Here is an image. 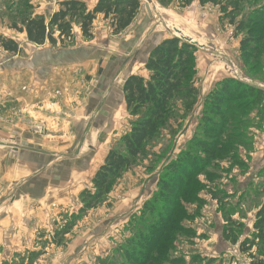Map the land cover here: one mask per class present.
I'll list each match as a JSON object with an SVG mask.
<instances>
[{
  "label": "rangeland",
  "instance_id": "rangeland-1",
  "mask_svg": "<svg viewBox=\"0 0 264 264\" xmlns=\"http://www.w3.org/2000/svg\"><path fill=\"white\" fill-rule=\"evenodd\" d=\"M35 1L31 0V15H43L46 21L59 9L60 2L39 10ZM140 1L141 11L129 28L116 36L110 28L111 19L99 15L97 18L102 20L96 18L90 27L91 39H84L79 25L73 24L72 39L36 47L27 42L25 33L10 29L13 22L19 24L23 18L27 3L0 0V34L14 40L21 50L20 54L10 55L0 47L8 57L0 55V264H19L21 258L23 264H133L143 242L153 245V238L145 241L144 237L152 235L154 223L155 237L159 238L161 225L169 230L163 231L164 238L154 248L149 263H252L250 252L239 246L257 233L256 215L264 208V102L249 110L239 106L242 100L229 102L224 105V117L210 116L223 122L219 124L221 128L215 126L216 140L226 145L220 156L211 159L204 151L215 140L210 137L212 132L205 130L209 116L205 103L210 94L220 90L218 85L224 80L264 92V41L245 50L247 31L238 29L242 19L264 16V0H221L216 7L200 6L196 0L187 8L177 7V3L163 7L156 0ZM86 6L88 10L92 8ZM168 38H178L195 47L192 86L170 102L160 133L144 144L143 152L114 181L106 198L64 235L61 245H55V232L83 206L81 192L93 193L95 172L107 153L116 149L121 137L129 132L133 118L126 111L123 82L132 75L147 77L144 64L149 50ZM73 48L79 49L80 58L73 92L82 100L76 103L83 107L89 94L100 95L99 105L90 110V117L82 115L85 129L76 139L69 126L65 133L52 131L68 119L75 121L67 118L64 111L68 106L64 110L62 104L68 90L53 87L50 99L33 107L35 98L29 96L28 90L30 76L14 73L15 68L7 75L5 70V59L16 57L22 61L36 51L58 53ZM84 60L89 62V70L81 65ZM64 83H69L66 77ZM15 98L27 102L14 101ZM44 106L47 107L43 109ZM21 127L41 141H45L42 137L60 135L74 144L61 153H20L17 144ZM30 154L33 163H25L23 168L19 161ZM81 157L88 166L86 174L74 167L68 169L69 162ZM179 164L180 172L192 167L189 174L194 172V178L190 187L183 188L181 197L166 200L159 184L169 180L168 174L173 175L171 166ZM69 180L73 182L69 184ZM169 202L175 217L166 224L163 218L169 216ZM148 205H154L153 213L148 212ZM234 238L236 243L232 244L230 239ZM35 253L39 255L32 259L30 255ZM253 256L264 262V255L258 258L256 248Z\"/></svg>",
  "mask_w": 264,
  "mask_h": 264
},
{
  "label": "trees",
  "instance_id": "trees-1",
  "mask_svg": "<svg viewBox=\"0 0 264 264\" xmlns=\"http://www.w3.org/2000/svg\"><path fill=\"white\" fill-rule=\"evenodd\" d=\"M21 1L27 3L25 4L26 11L22 13L23 18L20 19L19 24L13 22L10 29L20 34L25 33L27 42L37 46H43L45 42L55 46L58 40L62 42L63 38L72 39L73 24L79 25L84 39H91L90 27L99 15H103L105 20L111 19L110 28L113 30V35L116 36L129 28L141 7L140 0H98L96 5L88 10L86 4L82 1L66 0L59 3L57 12L53 13L51 18L46 21L43 15H31L33 8L31 0ZM156 1L163 7L177 3V7L187 8L196 0ZM197 2L200 6L210 4L216 7L221 5V0H197ZM238 29L239 31H247V39L243 42L244 49L249 50L252 45L256 47L264 41V16L252 15L247 19L244 18L238 22ZM55 34H57V38L54 37ZM0 47L10 55L21 53L19 45L14 40L1 34ZM195 51L193 45L178 38L163 39L161 43L149 51L148 59L144 64L147 77L132 75L125 79L122 85L123 100L126 104L128 116L133 118L129 122V132L121 137L116 149H112L107 153L103 160L104 163L95 172L92 179L93 193L87 190L81 192L80 198L83 206L77 215L72 214L68 217L64 227L55 232L53 237L55 245H61L64 241V235L69 234L89 210L96 208L106 198L114 181L132 164V160L143 152L144 144L156 138L160 133V129L167 121L170 102L182 93L187 92L192 86L193 77L196 73ZM232 85H236V87L234 88ZM218 86L220 90L215 94H210L205 103L206 112L209 114L205 130L211 131L210 137L215 139L214 143L204 147V151L210 159L220 156L226 147L223 143H217L216 140L217 131H215V126L223 125V122L221 120L216 122L210 116H223L226 112L224 105L229 102L237 101L239 103L242 100L239 106H244L245 110L254 109L255 106L264 102V92L245 86L242 83L224 80ZM246 113L248 114L247 111ZM184 160H187V158H184ZM184 160L182 163H186ZM180 166L181 164L178 166L172 165L170 169L173 175L168 174L169 180L161 181L159 184L162 196L167 197L166 200L172 197H181L183 188L188 185L190 187V182L194 178V172L189 174L192 167L180 172ZM183 173L186 174V177L182 175ZM174 175L176 177L173 178ZM183 177H185L184 181H182ZM172 206L169 202L168 212L171 217L166 216L163 218L166 224L175 217ZM147 207L148 212L151 213L154 205H148ZM256 216L258 221L254 225V229L257 233L253 234L252 240H244L239 247L242 251L250 252L251 264H264L262 259L257 260L253 256V248H256L258 258L264 255V208L259 210ZM142 225L144 224L141 223ZM161 226V231L158 233L159 238L154 235V231L157 229L156 224L154 223L151 226L152 235L150 234V237H144V239L148 241L153 238V245H151L152 242H149V246L151 245V248H149L143 242L139 256L134 257L136 261L133 264H152L149 263L151 253L164 238L163 231L167 232L169 230H167L166 225ZM166 238L167 241L170 239L169 237ZM230 241L232 244L236 243L235 238L230 239ZM255 241H257L256 244ZM246 244L248 246L245 249L243 246ZM160 250L165 251L164 247H161ZM37 255L39 254L35 253L30 256L34 259ZM21 259L19 264L24 263L23 258ZM2 264L9 263L5 261Z\"/></svg>",
  "mask_w": 264,
  "mask_h": 264
},
{
  "label": "crops",
  "instance_id": "crops-1",
  "mask_svg": "<svg viewBox=\"0 0 264 264\" xmlns=\"http://www.w3.org/2000/svg\"><path fill=\"white\" fill-rule=\"evenodd\" d=\"M62 1H66V0H36L35 2L37 3V5L41 7L39 8V10L40 9L42 10L44 5H52V4L54 5ZM79 1H82L89 7H93L97 3L98 0H79ZM100 20H102L101 17H98L97 21H100ZM19 41H21L22 44L26 43L22 39ZM36 47H39V46H36ZM78 52H79V49L76 50V48H73L72 50L71 49L61 50L58 53L45 50V51H36V53H34L33 55L30 54L26 58L27 62L26 60L20 61V59H16V57H14V59L12 60L5 59V63H8L5 69V70H8L7 75L11 74V70L15 68L14 73H20L24 76L28 75V77L30 76L28 78V81L31 78L30 85H28V90H29V96L31 95L32 97L35 98V101H32L33 107H36V105H43L42 103H45L47 100H49L50 99L49 96H51L54 91V89L52 90L53 87L54 88L60 87L65 91L67 90L69 91L68 95H63V99L65 100V102L62 104H63L64 110H65V106H68V110L64 111L67 118H74L75 121H70V119H68L65 122H63L64 125L61 123L62 126L60 128L58 129L52 128V131H54V133L56 134H61L63 132L65 133L68 131L67 126H69L71 128V133L73 134L75 139L76 137L79 136L80 133L84 132V129H85L84 128L85 123L83 121L82 115L86 114L87 116L90 117L89 112L90 110H92V108L94 107L97 108V105H99V103L97 102L99 98L97 96H100V95H97V93L89 94V96L85 98L82 102L83 107H79L78 103H76L77 101L80 102L82 100V98H78L74 96L75 93L73 92L74 77L75 76L77 77L75 70L77 69L76 67L80 65V58L78 57ZM0 55L3 58H8L6 57V54L2 52L1 49H0ZM11 62H13L12 65H10ZM81 65L84 66L85 70H89V62H86L84 60L83 64ZM26 66H27V69H26ZM65 77L69 80L68 84L64 83ZM45 88H48L50 91L47 92ZM105 95L107 94H104V97ZM108 96L109 94L106 97ZM24 98H27V97H24ZM24 98H19V99H21V101L23 99L22 102L26 104L27 100ZM16 99L18 98H15L13 100L15 101ZM24 100H26V102ZM45 107L47 106H44L43 109H45ZM44 114H48V113L45 112ZM60 116L62 119L64 118L63 115H60ZM17 130L19 129L17 128ZM24 130L25 128L23 127H21L19 130L20 138H19V143L17 144L18 145L17 150L20 153L28 154L29 151H32V150L33 151L38 150V151H42L46 153L47 152L48 153L49 152L61 153V150L66 149L67 147H69L70 144L71 145L74 144V141L72 143L68 140L65 141L64 137L60 135L58 136L49 135L46 137H42L45 141H41L40 139L36 138L33 134L29 132L25 133ZM31 157H32V154L28 155V158L25 160L22 157L21 161H19L20 165L24 168L26 165L25 163H27V165L28 163L32 164L33 158ZM45 160L47 161L49 160L47 155L45 156ZM69 163L70 164H67V165H70L68 169H70L71 167H74L75 171L81 170V171H84L82 172V174H86L88 170V166L84 158L81 157ZM28 180H30V178H28ZM72 182H73L72 180H69V184H71ZM78 191H77V194H78ZM23 194H26V193H23Z\"/></svg>",
  "mask_w": 264,
  "mask_h": 264
}]
</instances>
